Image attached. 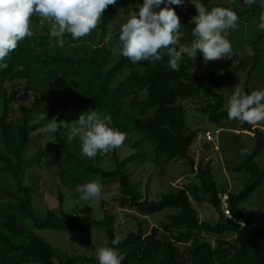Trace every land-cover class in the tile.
<instances>
[{
  "label": "trees",
  "instance_id": "1",
  "mask_svg": "<svg viewBox=\"0 0 264 264\" xmlns=\"http://www.w3.org/2000/svg\"><path fill=\"white\" fill-rule=\"evenodd\" d=\"M196 2L209 9L221 7L220 4H212L211 0H193V3ZM120 4L125 6V13H129L137 4H142V0H117L115 6L109 5L102 13L97 28L91 32V44L78 47L82 51L79 49L81 53L75 56L57 49V46L47 48L57 42L55 38H50L47 22L41 28L40 18L34 16L31 20L33 36L18 42L17 48L5 58L8 67L0 70V174L6 172L11 175L16 187L12 191L0 188L1 194L8 198L0 202V264H24L28 261L37 264H98L94 256L59 255L49 242L34 232L36 228H76L88 233L92 224L105 229L107 245L115 247L124 256L122 264H264V228L239 209L240 203L249 199L264 179V170L255 162V157L264 146V130L238 123L236 132L231 134L234 141L240 144L243 154L241 162L232 170L244 171L250 176L238 192L225 193L226 206L236 219L233 222L222 212L223 191L217 187L210 162L200 160L196 163L194 160L191 145L197 131L188 130L186 126L184 101L189 99L206 100L198 111L209 119L227 118V110L222 108V97L209 85L217 70L200 78L189 71L192 61L185 56L180 70L173 71L168 66L166 50H161V61L132 63L120 54L110 64L112 52L104 42ZM188 4L192 9H184L192 17L196 15V9L189 0ZM256 5L260 6L258 2ZM170 6L177 14L184 5ZM63 39L64 45L75 52L78 50L74 46L76 40L69 34H65ZM28 40L35 43L38 52H32ZM125 69L129 70L128 75L115 82ZM83 71L87 76L81 84L72 79ZM35 73L41 74L39 83L32 80ZM68 81L73 87L68 85ZM92 110L102 116H110L111 126L124 133L126 138L135 133L137 137L132 142V148L139 149V152L119 158L115 149L88 158L81 153L78 139L69 143L61 135L66 133V129L61 127L53 135L59 141L63 154L59 161H68L70 169H58L49 182L58 187L55 177L60 175L67 187L77 188L86 178H100L104 186L109 183L117 185L121 208L126 207L146 216L166 209L177 210L168 214L166 221L158 226H151L149 232L142 227L143 221L137 219V230L118 239L115 232L117 218L106 210L100 220L93 218L88 210L85 221L80 223L74 215L61 208L64 198L59 187L58 212L47 210L43 217H38L32 208L31 196L36 195V189L45 190L47 185L41 180V175L30 170L33 165L41 166L44 151L39 150L31 157L25 156L34 145L32 134L36 127L32 126V121H41V127L53 117L61 124L73 123L81 112ZM243 131L252 133L255 138L250 150L244 149L239 142ZM70 144L85 160L70 151ZM145 145H151L157 156L164 155L163 163L174 159L187 160L199 185L164 194L157 200L142 199L139 183H131L133 170H128L127 164L140 166L143 163L140 149ZM107 156L114 161L111 168L103 166ZM155 160H158L157 157ZM190 199L207 202L217 217L209 221L200 220L198 210ZM117 239L119 243L112 245L111 242Z\"/></svg>",
  "mask_w": 264,
  "mask_h": 264
},
{
  "label": "rangeland",
  "instance_id": "2",
  "mask_svg": "<svg viewBox=\"0 0 264 264\" xmlns=\"http://www.w3.org/2000/svg\"><path fill=\"white\" fill-rule=\"evenodd\" d=\"M188 0H184V5L181 11H177L180 17L181 32L183 33V43L187 44L192 39V27L190 23L191 17L186 13L184 8L192 9L188 4ZM212 4H220L221 7L233 10L238 16V22L234 29L224 33L226 38L230 41L233 48V55L231 59H218L214 61L203 60L202 55H198L189 71L195 73L200 78L209 76L216 71L212 81L209 83L211 89L218 93L223 99V109L227 110V99L232 94L234 87H240L246 93L253 90L264 88V32L258 30L259 15L264 9L258 5H245L242 0H211ZM120 4L117 9V16L112 19L113 25L108 32L104 45L112 52L110 64L120 56V42H119V26L127 19L128 13ZM117 34V35H116ZM90 35V36H89ZM89 35L77 39L74 46L81 47L83 45L91 44V36ZM260 37L258 40L257 38ZM30 38V37H28ZM32 52H38L39 49L31 40H28ZM56 44H49L47 48L51 49ZM56 48V46H54ZM66 51L72 55H77L78 50L73 51L68 45L63 47L57 46V49ZM82 51V49H81ZM129 73L125 69L120 74L115 82L123 80ZM35 73L32 79L39 83L41 74ZM87 76L85 71L72 76V79L79 81ZM68 85L73 87V84L68 81ZM142 94L141 96H143ZM203 101V102H202ZM206 100L189 99L184 101L187 108L186 126L188 130H196L197 135L191 145V152L195 162L209 161L212 167V173L216 180L217 187L222 193V212L224 216L235 222L227 206H226V192H238L247 183L249 175L244 171L232 170L242 160V150L239 148V143L235 142L231 134L235 133V128L238 127V122L222 119H209L206 114L198 111L205 105ZM127 104V102H126ZM41 121H32V126L36 127L32 134L33 146L29 149L25 156L31 157L37 151H44L41 160V166L33 165L32 173L41 175V180L47 182L45 190L42 192L36 189V195L31 196V204L35 214L38 217H43L47 210L59 211V193L58 187L63 194V203L61 208L68 214L76 217L77 221L83 223L88 210H90L93 218L96 220L102 219L104 211L116 216L117 223H115V232L118 239H122L130 231L137 230V219L143 221V226L146 232H149L151 226H158L162 221H166L168 214L177 212L175 209H166L160 213L153 215H141L135 211L120 207L118 197L120 191L115 183L103 185L100 197L85 201L80 198V194L76 191L77 188H69L62 182L60 175L56 176L58 187L50 184V179L58 173V169H70L68 161H59V157L63 156L60 152L59 141L56 140L53 134H46L42 132ZM253 127H260L264 130V122L257 123ZM223 128V129H219ZM244 132V131H243ZM264 136V131L262 132ZM62 132V136L66 138ZM137 137L135 133H131L128 138L124 140L122 145L116 149L119 158H123L129 153L139 152V149H133L132 142ZM52 141V142H51ZM239 142L244 149L250 150L254 146L255 138L252 133L244 132L241 135ZM70 151L81 157L79 151L73 146L69 145ZM143 163L140 166L133 165L135 163H128L127 169L133 170L131 177L132 184H138L142 193V199L157 200L164 194L177 192L179 189L191 187L198 184V179L195 172L190 169L189 163L185 159H174L167 163H163L164 155H156L151 145H145L140 149ZM157 157L158 160H155ZM85 160V157H81ZM162 162V163H161ZM255 162L260 168L264 170V146L260 153L255 157ZM114 161L111 156L104 158L103 166L111 168ZM161 163V164H160ZM59 166V167H57ZM29 173V171H28ZM30 174V173H29ZM62 178V179H61ZM99 180L100 178H86L83 183ZM101 183V182H100ZM16 187L14 180L8 173L0 174V188L12 191ZM0 191V202L6 201L8 198ZM193 206L198 210L200 220L209 221L217 217L213 207L207 202H197L190 199ZM58 209V210H57ZM239 209L244 214L249 216L255 224H260L264 228V179L261 185L253 192L251 197L239 205ZM34 232L49 242L51 246L62 256H87L95 257L96 249L107 242V235L105 229L92 224L88 233H83L76 228H69L66 230L54 229H34ZM24 264H37L33 261L25 262ZM74 264H94L91 262H76Z\"/></svg>",
  "mask_w": 264,
  "mask_h": 264
},
{
  "label": "clouds",
  "instance_id": "3",
  "mask_svg": "<svg viewBox=\"0 0 264 264\" xmlns=\"http://www.w3.org/2000/svg\"><path fill=\"white\" fill-rule=\"evenodd\" d=\"M189 2L196 9L190 20L193 39L189 43H181L182 26L170 6H179L184 0H142L119 26L120 54L132 63L155 62L163 59L161 50H166L168 66L173 71L180 70L185 56L195 61L202 55L205 62L231 59L234 51L224 33L236 27L237 14L229 8L209 9L202 3ZM257 2L264 9V0H242L249 6ZM116 3L117 0H0V70L8 67L5 58L17 48L18 42L33 36L34 16L40 18L41 28L47 22L48 34L57 42L54 46L63 47L65 34L73 40L89 35L97 28L104 10ZM257 27L264 32V11L259 15ZM226 106L229 120L241 125L264 122V88L246 93L234 87ZM49 121L42 127L43 133L53 134L63 127L67 141L78 139L81 153L88 158L113 151L126 139L124 133L111 126L110 116H102L95 110L81 112L73 123L61 124L56 117ZM102 189L99 180H92L79 185L76 191L81 199L88 201L100 197ZM111 243L117 245L119 240ZM95 258L98 264H122L124 260L123 254L107 242L96 249Z\"/></svg>",
  "mask_w": 264,
  "mask_h": 264
}]
</instances>
